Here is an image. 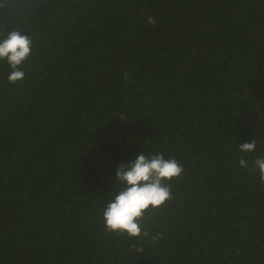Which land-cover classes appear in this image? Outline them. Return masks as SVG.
I'll list each match as a JSON object with an SVG mask.
<instances>
[{"label": "trees", "instance_id": "1", "mask_svg": "<svg viewBox=\"0 0 264 264\" xmlns=\"http://www.w3.org/2000/svg\"><path fill=\"white\" fill-rule=\"evenodd\" d=\"M12 31L32 52L16 83L0 60V264H264L239 164L264 156V0H0ZM141 153L184 171L138 240L103 211Z\"/></svg>", "mask_w": 264, "mask_h": 264}, {"label": "clouds", "instance_id": "2", "mask_svg": "<svg viewBox=\"0 0 264 264\" xmlns=\"http://www.w3.org/2000/svg\"><path fill=\"white\" fill-rule=\"evenodd\" d=\"M147 22L154 25L156 21L149 16ZM31 52V38L17 31L10 32L6 39L0 41V60L6 59L11 69L7 77L10 83L24 79L22 66ZM124 78L127 80V73ZM239 149L242 152H253L256 141L253 139L251 142L240 143ZM239 164L253 173H259V181L264 184V156L254 158L252 164L241 158ZM183 171V166L176 159H166L162 153L150 156L141 153L134 160L119 164L115 178L123 188L103 211L105 229L109 232H126L129 237L138 240L148 237L149 232L142 228L138 218L150 206L155 209L171 199V185L168 182L180 177ZM152 239L156 240L158 236ZM133 247L136 252L143 251L142 246Z\"/></svg>", "mask_w": 264, "mask_h": 264}]
</instances>
